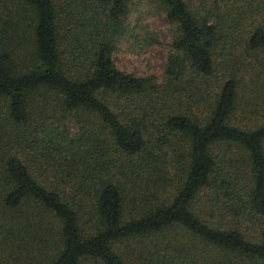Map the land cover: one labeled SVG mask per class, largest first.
<instances>
[{
  "label": "trees",
  "instance_id": "obj_1",
  "mask_svg": "<svg viewBox=\"0 0 264 264\" xmlns=\"http://www.w3.org/2000/svg\"><path fill=\"white\" fill-rule=\"evenodd\" d=\"M129 1L0 0L2 263L165 257L179 229L264 264V0H158L160 80L112 60Z\"/></svg>",
  "mask_w": 264,
  "mask_h": 264
},
{
  "label": "rangeland",
  "instance_id": "obj_2",
  "mask_svg": "<svg viewBox=\"0 0 264 264\" xmlns=\"http://www.w3.org/2000/svg\"><path fill=\"white\" fill-rule=\"evenodd\" d=\"M66 2L69 0H59L56 7L59 8L61 4L62 8L66 9L68 6ZM92 6L90 0H74V3H70L71 8L77 12L79 10L85 16L92 14L90 11L93 9ZM127 20L129 26H133V28L131 33L125 34L124 38L113 48L111 57L115 67L122 72H128L135 76L153 74L160 80L167 54L171 51L169 43L173 34V27L166 19L161 4L158 0H130ZM145 34L148 35L146 38H144ZM239 47L236 48L238 51L240 50ZM222 56V54H218V60L222 59ZM66 124L71 129L72 122L67 120ZM247 226L250 225L247 224ZM170 234L167 232L160 236V238H171L173 250L170 255L161 257L159 254L157 256L155 249L148 250L153 249L152 246L144 250L138 244H132L133 255L128 257V264H196L197 262L205 263V261L215 264V260L218 261L222 255L219 249L204 244L179 229ZM119 253L125 258L130 254V251L121 248ZM3 257L4 255L0 252V264H5L2 263L5 261ZM6 262L23 264L22 260H14L12 257H9ZM246 263L248 262L243 261V264ZM230 264L235 263L231 262Z\"/></svg>",
  "mask_w": 264,
  "mask_h": 264
}]
</instances>
